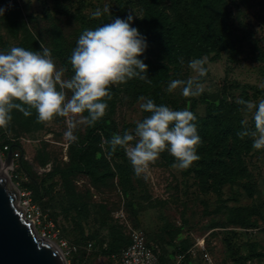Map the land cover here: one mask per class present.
<instances>
[{"label":"rangeland","instance_id":"1","mask_svg":"<svg viewBox=\"0 0 264 264\" xmlns=\"http://www.w3.org/2000/svg\"><path fill=\"white\" fill-rule=\"evenodd\" d=\"M88 1L96 9L113 0ZM233 1V16L248 24L251 41H237L235 49L222 51L218 60L200 58L207 74L199 78L203 92L198 97H185L180 89L166 91L170 81L197 75L189 68L194 59L168 71L159 86L161 95L156 89L138 95L134 88L149 84L136 78L110 89L114 106L111 111L108 107L106 117L111 136L133 133L136 121L148 115L139 107L140 96L174 110L193 111L199 131L202 122L211 129L213 115L220 116L232 134L224 139L215 125L205 139L198 133L200 159L190 168L173 167L175 158L164 152L147 174L138 177L123 149L111 154L101 146L99 130L82 126L74 133L78 142L69 143L64 118L50 125L37 123L34 110L27 118L14 110L9 128L0 129V143L19 146L23 167L17 178L7 173L34 205L40 222L36 234L55 243L66 241L72 247L66 264H113L109 253L125 245L135 231L161 264H264V149L253 148L247 137L249 151L237 154L234 141L243 121L254 128L252 114L238 100L264 99V0ZM47 4L51 7L50 1ZM0 6V51L21 47L25 40L32 46L28 50H40L27 34V17L41 14V1L2 0ZM9 9L16 21L14 31L4 18ZM64 27L68 35L72 29ZM147 76L150 79L148 72ZM224 103L235 105L238 116L225 110ZM209 105L217 111L207 109ZM206 153L211 165L201 160ZM0 157L3 161L1 150Z\"/></svg>","mask_w":264,"mask_h":264},{"label":"clouds","instance_id":"2","mask_svg":"<svg viewBox=\"0 0 264 264\" xmlns=\"http://www.w3.org/2000/svg\"><path fill=\"white\" fill-rule=\"evenodd\" d=\"M3 13L4 9H0V16ZM105 13H110L107 5L92 16L99 18ZM134 18L129 12L124 19L116 17L95 29L83 30L69 59L71 77H66L65 68L57 67L51 49L43 44L38 51L23 47L0 51V129L9 128L14 110L26 118L34 110L37 123L50 125L57 117L64 118V136L69 143H76L79 138L74 133L80 127H94L107 114L112 86L134 78L151 84L148 65L139 58L147 48L146 37L132 26ZM204 64L203 59L191 60L189 68L197 75L170 81L166 91L180 89L185 97H198L203 92L199 78L207 74ZM138 102L148 115L136 121L133 133H113L110 140L102 141V147L109 145L112 153L123 149L138 177L147 174L164 152L175 158L173 167L182 170L200 159L202 139L192 111L157 105L144 96ZM238 103L252 114L254 121V128L243 121L244 128L238 136L250 137L253 148L264 149V99H240Z\"/></svg>","mask_w":264,"mask_h":264},{"label":"trees","instance_id":"3","mask_svg":"<svg viewBox=\"0 0 264 264\" xmlns=\"http://www.w3.org/2000/svg\"><path fill=\"white\" fill-rule=\"evenodd\" d=\"M39 1L43 6L41 14L28 15L27 24L31 31L27 34L34 46L39 47L43 44L51 49L53 58L67 70L68 77L73 75L69 59L82 31L100 27L116 17L124 19L129 12H132L135 17L132 26L138 28L140 33L146 37L147 48L139 58L149 60L147 61L148 73L152 81L148 86L135 87L134 90L138 95H142L149 89H156L154 91L156 95H161L159 86L169 77L168 71L176 70L183 60L207 57L210 61H215L219 59L222 51H233L237 41H251V31L247 29L248 24L233 16L235 13L232 12V8L236 5L233 0H113L110 5L107 4L110 13H105L99 18H93L92 13L97 9L103 11L105 5H100L95 9L88 0ZM47 1L48 3L50 1L51 7L48 6ZM86 8L91 10L86 11ZM11 13L10 9L6 11L4 18L9 30L14 31L16 21ZM64 26L72 29L68 35L63 31ZM237 31H241V35H238ZM253 44L256 46V41H253ZM21 47L32 48L26 40ZM260 56L262 57L263 53H260ZM107 103L111 111L114 105L109 101ZM194 103L195 99H192L193 109ZM223 108L238 116L235 105L224 103ZM207 109L217 111L218 108L209 105ZM212 119L214 124L211 129L209 123H201V131L198 129V133L204 134L202 138L207 137L214 129V125L217 133L224 139L232 134L231 129L223 123L220 116L213 115ZM238 123H241L239 117ZM243 128L244 125H240L239 132ZM92 129L99 130L103 140H110L112 137L108 131L106 115ZM234 141L237 154L249 151L250 142L247 137L241 139L237 134ZM5 145L19 154V146L7 141L0 143V150ZM105 146L111 154H114L109 145L105 144ZM202 158L203 162L211 165L209 160L212 158L207 153ZM17 163L16 173L23 167V161L19 157ZM129 241L113 249L108 257L118 253L129 244ZM146 244L149 245L147 241Z\"/></svg>","mask_w":264,"mask_h":264},{"label":"water","instance_id":"4","mask_svg":"<svg viewBox=\"0 0 264 264\" xmlns=\"http://www.w3.org/2000/svg\"><path fill=\"white\" fill-rule=\"evenodd\" d=\"M3 162L12 164V150L6 152ZM18 201L17 187L8 173L0 171V264H66L55 242L37 236Z\"/></svg>","mask_w":264,"mask_h":264},{"label":"built area","instance_id":"5","mask_svg":"<svg viewBox=\"0 0 264 264\" xmlns=\"http://www.w3.org/2000/svg\"><path fill=\"white\" fill-rule=\"evenodd\" d=\"M9 150L11 149H8V146L5 145L1 151L5 156L6 152ZM18 157L19 154L12 151V164L9 166L8 172L9 170L11 171V174L13 172V177L15 178H17L15 169L18 167ZM18 207L22 210L23 216L27 220L31 221L33 227L37 231L36 225L40 223L39 216L36 214L31 200L23 193H19ZM56 245L61 250L67 262V255L72 252V247L63 240L57 241ZM110 258L115 261L113 264H161L153 249L146 244L144 236L137 231L132 233L129 244L123 247L118 253L111 254Z\"/></svg>","mask_w":264,"mask_h":264},{"label":"bare ground","instance_id":"6","mask_svg":"<svg viewBox=\"0 0 264 264\" xmlns=\"http://www.w3.org/2000/svg\"><path fill=\"white\" fill-rule=\"evenodd\" d=\"M2 163H3V165H2ZM8 168H9V165L4 164L3 161L0 163V171H1V172H3V173H7Z\"/></svg>","mask_w":264,"mask_h":264}]
</instances>
